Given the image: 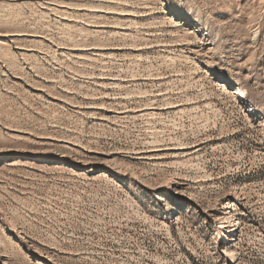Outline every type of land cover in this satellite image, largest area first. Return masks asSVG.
I'll return each instance as SVG.
<instances>
[{
  "label": "rangeland",
  "instance_id": "374dc122",
  "mask_svg": "<svg viewBox=\"0 0 264 264\" xmlns=\"http://www.w3.org/2000/svg\"><path fill=\"white\" fill-rule=\"evenodd\" d=\"M0 264H264V0H0Z\"/></svg>",
  "mask_w": 264,
  "mask_h": 264
}]
</instances>
